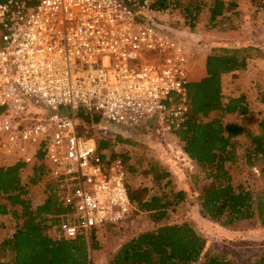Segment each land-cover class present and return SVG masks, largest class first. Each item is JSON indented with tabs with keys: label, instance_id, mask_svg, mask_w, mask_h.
<instances>
[{
	"label": "built area",
	"instance_id": "built-area-1",
	"mask_svg": "<svg viewBox=\"0 0 264 264\" xmlns=\"http://www.w3.org/2000/svg\"><path fill=\"white\" fill-rule=\"evenodd\" d=\"M156 2L0 3V167L44 165L65 209L50 217L55 240L91 236L134 212L122 161L81 135L80 111L168 136L190 118L184 31L158 17Z\"/></svg>",
	"mask_w": 264,
	"mask_h": 264
},
{
	"label": "trees",
	"instance_id": "trees-1",
	"mask_svg": "<svg viewBox=\"0 0 264 264\" xmlns=\"http://www.w3.org/2000/svg\"><path fill=\"white\" fill-rule=\"evenodd\" d=\"M251 1L264 13V0ZM154 7L159 13L178 10L183 21L172 26L189 35L200 33L205 15L207 25L201 30L203 42L225 35L227 41L212 48L207 56L206 77L188 83L190 118L174 137L209 181L200 188L198 202L211 222L229 232L251 230L257 220L264 226V189L258 192L254 185L235 186L228 168L229 164L243 161L247 168H257L264 176V118L255 129L249 128L252 117L247 98L244 95L226 98L223 94V76L247 71L250 60L264 58V50L242 45L246 40L241 28L224 27L232 25L240 16L236 0H157ZM230 12L232 17L227 15ZM234 16L237 17L234 19ZM238 38H242L239 46L235 42ZM259 95L264 104V89ZM214 114L217 115L213 117ZM78 116L89 126L100 121L98 116L85 111H80ZM228 117H239L240 122H226ZM95 141L100 151L113 145L111 141ZM26 168L22 163L0 167V197L4 199L0 201V217L9 216L16 224V232L0 242V264H93L91 251L98 250V246L88 235H80L73 241L55 240L50 236V217L65 213V209L53 194L42 205L33 206L22 180ZM32 168L35 176L30 183L36 184L44 175L45 167L38 164ZM129 194L134 212L127 222L146 214L155 224L166 221L170 208L187 198L185 191L175 192L172 197H148L145 189L130 190ZM110 228L115 230V238H109L110 264H239L226 255L206 253V241L186 223L159 226L153 231L138 233L125 243L119 237L123 230ZM249 264H264V258Z\"/></svg>",
	"mask_w": 264,
	"mask_h": 264
},
{
	"label": "rangeland",
	"instance_id": "rangeland-1",
	"mask_svg": "<svg viewBox=\"0 0 264 264\" xmlns=\"http://www.w3.org/2000/svg\"><path fill=\"white\" fill-rule=\"evenodd\" d=\"M236 1L238 2L237 12L240 16L237 19H235L237 16H234L235 20L232 25H224V27L241 28L246 40L242 45H253L264 50V13L251 0ZM232 14L233 12H230L227 15L232 17ZM158 17L170 25L183 21L180 12L174 9L160 12ZM151 18L157 19L154 14L151 15ZM205 25H207V18L204 15L200 26L201 30H204ZM201 30L198 35H189L188 32L180 30L183 32L181 38L183 42H186L188 51L190 82L194 79L192 70L194 68L206 70V59L211 49L222 45L223 41H227L225 35H221L220 37H211L203 42ZM242 38L235 41L237 46L241 45ZM201 42L204 45H201ZM263 89L264 58L250 60L245 72L223 76V94L226 98L240 95L247 98L252 117L248 127L251 129H255L258 122L264 118V104L260 102L259 97ZM216 115L214 114L213 117ZM225 120L226 122H240L239 117H228ZM79 131L95 140L112 142V147L108 149L110 160L122 161L129 192L130 190L145 189L148 192V197H172L175 192H187L186 200L173 209L170 208L169 218L160 224H155L149 215L144 214L137 216L131 222L126 221L122 225H116L115 227L123 230L119 236L121 243L128 242L138 233L153 231L159 226L186 223L206 241L205 250L208 254H223L239 264H249L259 258H264V226L260 220H257L251 230L229 232L211 222L203 214L198 202L199 190L209 181L206 180L205 173L201 172L183 152L182 145L174 135H162L147 125L128 131L106 124L101 120L90 126L81 122ZM245 141L243 140V142ZM228 168L235 186L254 185L258 192L264 189V176L257 168L249 169L243 161H239L236 165L229 164ZM34 176L35 172L31 166H27L22 172L23 183L28 187L29 192L27 198L30 199L33 206H40L52 195V189L48 184L45 172L36 184L30 183ZM158 176L161 177L158 178ZM3 200L0 197V201ZM112 226L99 229L88 237L98 246V250L91 251L93 264H110L111 257L108 252L111 240L109 241V238L113 237L115 232L114 228H110ZM15 232L16 224L12 218L9 216L0 217V242L11 237Z\"/></svg>",
	"mask_w": 264,
	"mask_h": 264
},
{
	"label": "crops",
	"instance_id": "crops-1",
	"mask_svg": "<svg viewBox=\"0 0 264 264\" xmlns=\"http://www.w3.org/2000/svg\"><path fill=\"white\" fill-rule=\"evenodd\" d=\"M240 72H235V73H231V75L233 74H239ZM192 74H193V81H200L201 79L206 77V70H202L201 68H194L192 70ZM230 75V74H228ZM34 207H38V206H34ZM53 231H49L50 236H52Z\"/></svg>",
	"mask_w": 264,
	"mask_h": 264
}]
</instances>
